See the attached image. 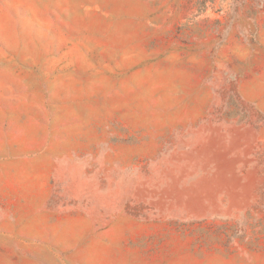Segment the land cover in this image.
<instances>
[{"label":"rangeland","instance_id":"374dc122","mask_svg":"<svg viewBox=\"0 0 264 264\" xmlns=\"http://www.w3.org/2000/svg\"><path fill=\"white\" fill-rule=\"evenodd\" d=\"M57 1L0 0V264H264V0Z\"/></svg>","mask_w":264,"mask_h":264},{"label":"crops","instance_id":"0c3cea01","mask_svg":"<svg viewBox=\"0 0 264 264\" xmlns=\"http://www.w3.org/2000/svg\"><path fill=\"white\" fill-rule=\"evenodd\" d=\"M187 0H58L60 9L75 10H135L138 18H144L146 12L176 11L181 5H186ZM130 4V5H129ZM64 5H67L66 7ZM190 6L196 10V2L191 1Z\"/></svg>","mask_w":264,"mask_h":264}]
</instances>
